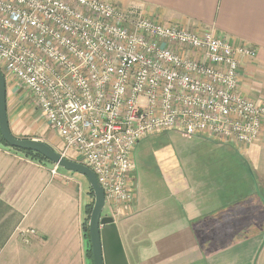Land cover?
Wrapping results in <instances>:
<instances>
[{"label": "built area", "instance_id": "1", "mask_svg": "<svg viewBox=\"0 0 264 264\" xmlns=\"http://www.w3.org/2000/svg\"><path fill=\"white\" fill-rule=\"evenodd\" d=\"M255 57L212 28L166 25L106 0H0L6 89L26 90L59 154L94 172L110 209L133 199L134 150L147 137L177 132L240 151L259 138L264 101L239 88L240 59Z\"/></svg>", "mask_w": 264, "mask_h": 264}, {"label": "crops", "instance_id": "2", "mask_svg": "<svg viewBox=\"0 0 264 264\" xmlns=\"http://www.w3.org/2000/svg\"><path fill=\"white\" fill-rule=\"evenodd\" d=\"M106 1L166 25L212 28L233 45L253 47L254 59H240L239 88L264 101V0ZM199 139L225 152L189 173L169 163L178 172L167 167L168 198L160 207L150 208L136 193L130 202L104 207L128 264H264V122L240 155ZM52 167L0 143V264H89L82 228L88 184L61 168L52 173Z\"/></svg>", "mask_w": 264, "mask_h": 264}, {"label": "rangeland", "instance_id": "3", "mask_svg": "<svg viewBox=\"0 0 264 264\" xmlns=\"http://www.w3.org/2000/svg\"><path fill=\"white\" fill-rule=\"evenodd\" d=\"M7 86L9 85L7 84ZM9 89V108L17 118L13 126V134L17 137L37 138L60 153L63 147L62 143L47 126L43 115L33 105L26 90L17 88L14 92H11V87ZM199 138L201 137H186L180 133L166 132L147 137L137 144L134 150L136 162V169L133 173L134 191L140 198H145L144 202L150 208L156 209L160 207L168 198L167 185L169 181L165 174L167 167L169 173L170 171H175L173 168L175 164L184 173H189L194 171L195 168L206 167L207 162L214 160L215 155L225 152L224 149L210 148L209 145H206V142L201 143ZM225 145L232 148L235 152L237 151L239 155L241 154L239 148L237 150L234 145ZM141 152L144 153L143 156L147 159L145 164L140 156ZM67 155L74 159L77 158V154L73 150H69ZM165 162L168 163V166H166L167 163L165 164ZM169 163L174 165L171 166ZM49 164L54 166L51 162ZM176 172L178 171H175V174H177ZM83 180L87 185L86 179ZM91 201H93V196L89 197L87 203ZM108 210V208L106 210L103 209L102 214L110 215Z\"/></svg>", "mask_w": 264, "mask_h": 264}, {"label": "water", "instance_id": "4", "mask_svg": "<svg viewBox=\"0 0 264 264\" xmlns=\"http://www.w3.org/2000/svg\"><path fill=\"white\" fill-rule=\"evenodd\" d=\"M0 136L11 148L34 151L57 167L83 176L93 193L87 224L92 264H128L113 217L102 214L105 196L94 172L80 161L61 156L50 145L37 138L17 137L11 132L7 116L5 78L1 70Z\"/></svg>", "mask_w": 264, "mask_h": 264}, {"label": "trees", "instance_id": "5", "mask_svg": "<svg viewBox=\"0 0 264 264\" xmlns=\"http://www.w3.org/2000/svg\"><path fill=\"white\" fill-rule=\"evenodd\" d=\"M0 143H2L4 146L6 147H9L4 141L3 139L1 138L0 136ZM11 148V147H9ZM14 150H17V151H21L23 152L26 156H29L31 157L32 159H35V160H38V161H41V162H44V163H49V161L44 158L41 154L39 153H36L34 151H30V150H20V149H17V148H12ZM87 190H88V194L92 197L93 196V193H92V190L91 188L88 186L87 187ZM92 204H93V201L87 203L85 205V218H84V221H83V235H84V240H85V251H86V257L88 259V261L90 262V264L92 263V255H91V250H90V243H89V234H88V218H89V214H90V211H91V208H92Z\"/></svg>", "mask_w": 264, "mask_h": 264}]
</instances>
